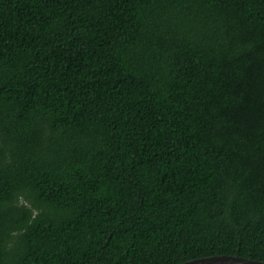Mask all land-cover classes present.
<instances>
[{
	"label": "trees",
	"instance_id": "16d2710c",
	"mask_svg": "<svg viewBox=\"0 0 264 264\" xmlns=\"http://www.w3.org/2000/svg\"><path fill=\"white\" fill-rule=\"evenodd\" d=\"M264 262V0H0V264Z\"/></svg>",
	"mask_w": 264,
	"mask_h": 264
},
{
	"label": "water",
	"instance_id": "95a60500",
	"mask_svg": "<svg viewBox=\"0 0 264 264\" xmlns=\"http://www.w3.org/2000/svg\"><path fill=\"white\" fill-rule=\"evenodd\" d=\"M180 264H264V262L248 260L237 256H212L194 259Z\"/></svg>",
	"mask_w": 264,
	"mask_h": 264
}]
</instances>
